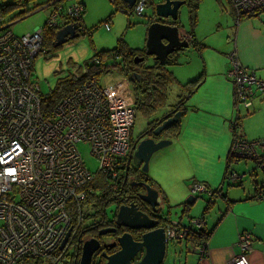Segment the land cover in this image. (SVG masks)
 <instances>
[{
    "label": "built area",
    "instance_id": "1",
    "mask_svg": "<svg viewBox=\"0 0 264 264\" xmlns=\"http://www.w3.org/2000/svg\"><path fill=\"white\" fill-rule=\"evenodd\" d=\"M229 2L236 18L264 7V0ZM145 4L146 0H136L131 12L125 14L140 17ZM74 7L83 10L78 2ZM52 9L47 26L56 29L59 7ZM70 9L69 5L67 16ZM3 26L0 27V264H27L59 250L68 230H71L68 242L77 232L80 220L74 226L69 210L73 207L80 211L81 204L93 193L90 184L95 180L83 163L79 143L89 145L91 155L99 162V174L108 181L114 198L121 200L120 204L124 202L121 192L125 185L119 178L121 165H126L129 155L135 100L134 96L127 99L122 84L99 85L93 79L89 89L95 92L94 101L75 89L49 115H44L39 84L30 77L32 60L46 53L41 29L17 38ZM103 28L110 30L108 23ZM233 57L232 54L228 75L235 79L238 103L249 108L252 87L264 93V79L240 67ZM232 150L242 158L254 160L257 168L264 171V141L236 142ZM241 178L237 173L226 172L225 181L234 184ZM192 192L213 196L203 184H194ZM256 195L263 199L264 189ZM202 224L200 218L190 221L192 228ZM167 230L174 242L188 235L181 225ZM251 243L249 234L239 235L240 253L228 264H248Z\"/></svg>",
    "mask_w": 264,
    "mask_h": 264
},
{
    "label": "rangeland",
    "instance_id": "2",
    "mask_svg": "<svg viewBox=\"0 0 264 264\" xmlns=\"http://www.w3.org/2000/svg\"><path fill=\"white\" fill-rule=\"evenodd\" d=\"M81 1L85 5L83 15L84 27L87 30L91 29V35L88 33H85L84 35L81 34L75 39L67 40L60 46L49 49V52L46 55L39 54L34 59L31 75L32 79L38 82L40 95L43 97L48 94V91H50L59 80L79 77L81 73H84L87 63L92 60L97 53L115 48L119 39L124 41L127 48L143 53L147 27L150 24V18L155 16L154 6L160 0H147L142 16L140 17H136L133 14L126 16L118 11V7H126V4L120 0H117L118 4L115 5H112L109 0ZM221 1H223L222 4L217 0L192 1L190 3V8L188 7V4L183 5L180 8L178 23L183 32L191 29V17H197V24L194 28V33L196 34L197 41H199L201 45L196 46L195 49H186L179 52L180 54L178 53L179 57L174 60L176 66L172 68L173 76L176 81L178 80V83H181L179 79L180 76L181 80L185 83L195 75L197 76V72L200 71L203 66L199 55L200 52L201 54L204 53L208 59L216 58L220 67L224 63V57L229 61L228 55L233 49L231 39L233 38L234 29L236 28V21L229 0ZM10 2V0H0V5L9 4ZM20 2L23 4V0H20ZM47 2L48 0H39L36 3H29L25 6L21 5L18 9L8 14L6 21H13L12 23L6 24L10 33L14 37L20 38L27 34L31 35L36 30L41 29L51 11V6L41 9V6ZM226 2L228 3L229 8ZM20 13L26 14L23 19H17L18 21L14 22V17L18 16ZM62 23L64 25L65 21L62 20ZM104 23L109 24V31H106L103 28ZM231 46L232 48L229 50V47ZM146 64L152 66L153 61L149 59L146 61ZM207 64H210V62H207ZM228 67L230 68V61L229 66L226 61L225 71L223 73L215 75L214 77H212V74L209 76L210 80L202 89L205 91H200L199 89H196L195 92L192 91L194 93L192 97L189 98V100L191 99V104L189 103L187 109L185 107V114L179 121L181 130L180 138L183 135L182 140L180 141L179 138L178 140L173 141L170 145L155 152L149 160L147 174L148 176L153 177L163 189L173 187L172 183H175L174 181L176 177L171 176L168 178L166 174L157 168L164 160V162H167L170 158L185 151V148L187 147L186 143L188 142V135H190V137L192 136L191 138L194 139L201 148L205 149H209L211 146L213 148V146H215L213 145V142H216L218 149H220V145L222 148V145L230 139L226 148L220 149V159H218V156L213 158L212 155L207 156L206 158L210 169L206 167L205 172L212 175L216 174L222 176L225 169L224 159L228 154V149L233 138L230 124L231 121L235 120L237 115L236 106L233 104V90L235 88L233 80L235 79L229 77ZM154 71L155 74L159 72L156 68H154ZM102 80L103 76L100 78L101 83ZM178 83H174L169 87L168 95L164 102L168 106H166L165 109L162 108V111L154 114L152 118L164 115L167 108L175 103ZM188 89L190 88H187V90ZM252 89H255L257 92L256 88L252 87ZM256 92L253 93V99H260L256 108L251 107L249 111H246L242 105H239L238 109L240 112L241 124L235 132L236 136L241 135L251 142H256L257 140L264 138V93L261 94ZM155 102L163 104L162 100H156ZM199 110L201 111V114L199 113ZM146 125L147 119L145 118V113L142 112V109H139L136 112L135 124L131 133L134 140L140 137L144 138L143 134ZM211 132H215V138L209 137ZM226 136H228L229 139H225ZM161 137L165 138L166 136L161 134ZM77 148L81 154L85 167L90 173L95 174L98 171L99 162L91 155L89 145L79 143ZM209 159H212L213 161L210 163ZM240 161L241 162H237L235 165H241L245 162L244 160ZM194 170H199L198 164L194 165ZM251 170L252 169L245 173H249ZM206 173L204 176L205 179L207 178ZM199 176L201 180L198 181L205 182V180H202L204 179L203 176L200 174ZM191 177L192 176H190V178ZM188 179L189 178H186L185 181ZM249 180L250 181L248 182L250 183L255 181L260 183V174H256L255 177L253 176V178ZM170 181L172 183H170ZM206 182L209 185H212L211 181L207 179ZM227 186L228 185L225 184L224 193H226ZM189 196L195 197L196 201L191 206V211H189L188 215L201 217L203 206H205L208 201V195L205 193L202 196H198L189 193ZM185 200L186 198H184L183 202ZM214 203L213 205H215ZM177 204L179 203L167 204V206L171 207L169 219L172 221H176L177 219L180 220L182 217L188 216L187 214L181 213V208L176 206ZM114 207V204H109L107 206L106 212L108 216H112ZM216 211L217 208L215 207V212ZM84 223L86 224L87 221ZM181 244L182 242L175 245L168 244L166 257L162 264H179L178 262H182L185 253L179 248L174 247ZM72 252V249L69 247L67 255H63L60 261L57 260V254H54L49 258L46 257L36 260L37 262H34V264H70L68 255H71Z\"/></svg>",
    "mask_w": 264,
    "mask_h": 264
},
{
    "label": "crops",
    "instance_id": "3",
    "mask_svg": "<svg viewBox=\"0 0 264 264\" xmlns=\"http://www.w3.org/2000/svg\"><path fill=\"white\" fill-rule=\"evenodd\" d=\"M217 1H219L220 4L223 3V1L221 0H217ZM78 3L81 4V6L83 7V11H85V5L83 4V2L79 0ZM226 4L229 8V5L227 2ZM68 6L69 4L65 6V4L63 3V5L59 7V11H58L59 18L61 15L60 10L62 11V18L61 20L59 19L58 21L59 26H60L59 29H62L68 25H72V22L66 13V9ZM125 8L129 9L127 6ZM52 10L53 9L51 7V11L49 12L47 21L50 17V14L52 13ZM259 10L257 14L255 13L248 14V15L255 14L253 16L244 15V16H241V18L235 17L236 28L234 29V35H233V38L231 39V42L233 43V49H232V52L228 55V57L230 61V66L232 65V60L230 59V56L233 54L234 61H236L240 65V67L247 69L248 72L253 73L258 78L264 79V11H262L264 10V7ZM153 19L154 17L150 18V22ZM62 20L65 21L64 25L62 23ZM59 29L56 28V32ZM77 29H80L82 32L86 30V32L89 35H91V29L87 30L83 26H77ZM191 30H192V27L189 31H185V32H188L192 36L191 38V40L193 39L192 42L195 40L197 43H200L196 39V34L194 33V29H193V32H191ZM182 34H184V32ZM181 40H187L186 34H184V39L181 38ZM189 44L190 45L188 49L192 50L193 48L191 46V43ZM231 48L232 46L229 47V50ZM171 55H169V57ZM199 55H200L203 66L201 67L200 71L197 72V76L195 75L194 77L189 79L186 83L181 80V76L180 77L178 76L181 83H178L177 82L178 80L176 81L174 78V82L172 81L173 83L169 85L170 87L172 84L178 83L177 98L175 100V103L169 107H174V108L178 107L183 112L182 116L185 114V111H186L185 107L187 109L190 103L191 99L189 100V98L192 97L196 89H199L200 91H205L202 89L204 85L210 80L209 76L212 74V77H214L215 75H220L221 73H223L225 71L226 61L229 66V61L228 59H226V57H224L225 59L224 63L220 67L216 58L208 59L204 55V53L201 54V52L199 53ZM169 57L166 59V61L163 64H160L159 62L154 61L152 57H149V58L153 61V63L155 62L160 65H166ZM177 57H179L178 54H177ZM117 59L118 57L116 56V60ZM207 62H210V64H207ZM174 66H176V64L174 63L172 65H169L170 67L169 70L171 72ZM165 69H167V67H165ZM163 71L165 70L163 69ZM228 72H229V69H228ZM172 75H173V72H172ZM124 78L125 77L123 75L112 72V73L103 75L102 83L100 82V79L99 81H96V82L99 85L101 84L114 85V84L120 83L126 89L127 99H132L133 93L131 91L130 85L127 79L125 78L126 79L125 80ZM195 81H197V83H192ZM187 88H190V89L187 90ZM74 90L71 93H73ZM168 91H169V88L167 89V92ZM255 92L256 90L252 89V94ZM253 98H254V95L249 100L250 107L248 111L250 110L251 107L256 108L257 103L260 101V99H253ZM183 101H184V104L181 105ZM167 103H168V100H167ZM199 113L201 114L200 110H199ZM180 132L177 138H173L169 140H171L172 142L178 140L180 138ZM215 135H216L215 132H211L209 137L215 138ZM191 137L190 135H188V142L186 143L187 147L185 148L184 152H181L177 154L176 156L170 158L167 162H164L165 161L164 160L157 168V169H160L161 172L166 174L168 178L171 176L176 177L174 181L175 183H172L170 181V183L173 184L172 185L173 187L163 189L161 186L158 185L157 181H155L153 177L148 176L147 173H144L140 170L143 174L146 175V179H144L143 183H146L147 185H150L152 188L156 189L159 193L160 198L163 199V201H166L167 204L169 203L176 204V203L183 202L184 198L187 199L189 197V193H193L191 191H192V187L194 184H203L209 190H216L213 196L207 197L208 201L206 202L205 206H203L201 217L189 216L188 213L189 211H191V207L189 210L182 211L183 214L188 215L186 217L181 218L182 223H187L190 217H193V218L198 217L203 222L202 224L203 231L210 232V234H209L208 239L204 240V242L205 241L206 242L203 243L205 245L204 255L198 251H194L192 246L187 249V245H190V244H187L184 242H182V244L179 246H174L175 248H179L186 255L182 259V262L181 263L178 262V263L179 264H228L233 257H235L236 255L240 253L239 247L237 245L238 236L241 234H249L251 236L252 243L250 246V250L247 253L248 264H264V199L261 201H257L254 199V196L258 188L264 187V171H261L260 169L257 168V164L254 160L245 159L244 160L245 162L243 164L235 165L237 163L235 161V158H233L232 156L231 160L228 162L227 156H226L224 159L225 169L223 171L222 176H219L216 174H213V175L208 174L205 172L206 167L210 169L208 160L206 159L207 156L212 155L213 158L218 156V159H220L221 155H219V151L222 148L223 149L226 148L230 139L228 136H226L225 139H229V140H227L225 144L222 145V148L220 145V149H218L216 142H213V145H215L213 146V148L211 146V148L205 149V148H201L195 142V140L192 139ZM241 137L244 140H247L243 136ZM182 138H183V135L180 138V141L182 140ZM163 139H166V138H163ZM247 141L251 142L250 140H247ZM263 141H264V138L257 140L256 143H261ZM232 147H233V144L231 140V144L228 149V154H229L230 148L232 149ZM254 147L258 153L261 152V150L259 149V146L255 145ZM232 158H233V161H232ZM212 161H213L212 159H209L210 163ZM195 164H198L199 166V170L197 171L194 170ZM250 169L252 170L248 174L243 175L241 180H237L233 185H229L226 183L225 181L226 172L234 171L235 173L242 174L243 172L249 171ZM205 173L207 175L206 179L211 181L212 185H209L206 182V179L204 177ZM258 173L260 174V177H261L260 183H257L256 181L251 182V183L248 182L250 181L249 179L253 178V176L255 177V175ZM199 174L203 176L204 179L202 180H205V182L198 181V180H201ZM220 175H221V171H220ZM190 176L192 177L190 178ZM186 178H189V179L185 181ZM220 179H221V182H220ZM225 184L228 185L227 186L228 188H226V193H224ZM220 185H223L221 190L219 189ZM193 194L202 196L205 193H202V194L193 193ZM195 201H196V198H194L193 204ZM213 203L215 205H213ZM193 204H189V205L192 206ZM215 207L217 208L216 212H215Z\"/></svg>",
    "mask_w": 264,
    "mask_h": 264
},
{
    "label": "trees",
    "instance_id": "4",
    "mask_svg": "<svg viewBox=\"0 0 264 264\" xmlns=\"http://www.w3.org/2000/svg\"><path fill=\"white\" fill-rule=\"evenodd\" d=\"M11 2L9 4L0 5V27L2 25L6 26L7 23H12L9 21H6V17L8 14L13 12L14 10L18 9L19 6L27 5L29 3H36L39 0H23V4H21L20 0H10ZM112 5L118 4L117 0H109ZM147 2V0H146ZM52 8L60 7L63 5V2L61 0H48V2L41 6L42 8H47L50 6ZM132 9L122 8L118 7V11L122 13H128L131 12ZM260 11V10H259ZM255 11L254 13L257 14ZM264 11V10H262ZM60 20L62 18V11L60 10ZM26 13H20L18 16L14 17V22L18 21L17 19L21 20L25 16ZM252 14V13H251ZM253 14V15H255ZM248 15L243 14L241 16ZM248 15V16H253ZM130 16V15H128ZM47 21V20H46ZM197 24V17H191L190 19V25L192 27L191 32H193L194 27ZM1 29V28H0ZM3 29V28H2ZM4 30V29H3ZM8 30V26H7ZM55 32L56 29L50 28L47 26V22L42 27L41 35H42V47L45 49L46 53L43 55H46L49 51V49L55 47ZM186 34L187 40L189 43H191V46L193 49L196 48V46L201 45V43H197L195 40L192 42L191 38L192 36L188 32H184ZM184 34L181 36L182 39H184ZM42 54V53H40ZM39 55V54H38ZM37 55V56H38ZM116 56L118 59L116 60ZM137 50H131L125 46L124 41L122 39H119L117 42V46L111 50H105L97 53L92 60H90L86 67L84 73H81V75L77 78H64L59 80L55 86L48 91V94L42 96L41 101V110L44 115H49L51 111L53 110V107L57 106V104L64 99L66 96H68L74 89H76V86L78 84L84 83L86 80L91 79L90 77H94V79H99L108 73H118L123 75L131 88V91L134 96L135 100V118H134V124L136 119V112L139 109H142V112L145 113V118L147 119V124L150 123V127H157L159 124H161L162 120L161 118H156L152 116L156 113H159L162 111V108L164 105V102L167 98L168 92L167 89L169 88V85L174 82V76L172 75V72L169 70V65H172L174 63L175 58L177 57V54H172L166 65H160L158 63H153L151 66H144L142 64H137L134 61V58L137 57ZM36 58V57H35ZM34 58V59H35ZM34 59L32 60L31 68H30V77L32 78V71H33V63ZM94 59H97L98 62H93ZM167 67V69H165ZM150 68V69H149ZM154 68L158 69L159 72L155 74ZM163 69L165 71H163ZM150 70V71H149ZM173 81V82H172ZM197 83V81L192 82ZM261 93L260 91H257ZM263 94V93H262ZM253 94H251L252 96ZM250 96V98H251ZM156 100H162V103H156ZM250 100V99H249ZM184 104V101L181 103V105ZM233 104L236 106L237 115L235 117V120L231 121L230 124V130L233 132V138H232V144L236 142H246L251 143L247 140H244L241 136H236L235 132L236 129L239 127L240 123V112H239V104L238 103V97L236 95L235 88L233 90ZM243 106V105H242ZM246 111H248L249 108L243 107ZM164 109V108H163ZM173 113V112H172ZM171 113V114H172ZM149 122V123H148ZM133 124V127H134ZM132 127V130H133ZM180 132V124L179 122L173 126H171L169 129H167L163 134L166 136L167 139H173L177 138ZM132 133V131H131ZM255 142V141H254ZM253 143V142H252ZM235 158L232 149L230 148L229 154L227 155V161L229 162L231 160V157ZM232 158V161H233ZM122 173L120 174V182L123 183L124 189H128L127 180L124 182V178L127 176L128 179H132L133 182L138 180H144L146 179V175L143 174L140 170L127 168L124 163L121 165ZM140 178V179H138ZM142 178V179H141ZM125 183V184H124ZM90 187L93 189V193L89 195L84 202L81 204L80 211L76 212L73 207L70 208V215L72 218V224L74 226L77 225V223L80 220L79 227L77 231L79 230L81 224H85L84 222L87 221L88 223L85 224L88 225L90 222H95L97 218L101 215V217L106 214V208L109 204H120L121 200H116L115 195L112 190L109 188L108 181L103 178L100 174H98L95 177V180L90 184ZM130 191H127L129 193V197L132 200V202L137 205L141 209L143 206V203L139 200L138 194H136L133 189L129 188ZM138 191V189H137ZM213 192V194L216 192V190H210ZM124 192V191H123ZM121 192V194L123 193ZM107 224V223H106ZM193 230L188 233V235H185L186 237L179 240L178 243L184 242L190 245H187V249L191 247L192 244H203L205 243L204 240H207L209 237L210 232L203 231L202 229L199 230V228H192ZM75 231L74 238H71L66 244L67 246L64 247L63 250L59 251L58 249L54 251L52 254L46 256L47 258L53 256L54 254H57V260L60 261L61 257L63 255H67V249L71 247L76 246L77 241V235ZM175 245V244H174ZM188 252V251H187ZM72 255V254H71ZM186 256V255H185ZM68 258L70 259V264H74V261L71 259V256L68 255ZM42 259V258H41ZM39 260V259H38ZM34 262H37L36 260L28 262L27 264H34ZM24 264V263H23ZM92 264H101V261L98 260L97 262H92Z\"/></svg>",
    "mask_w": 264,
    "mask_h": 264
},
{
    "label": "water",
    "instance_id": "5",
    "mask_svg": "<svg viewBox=\"0 0 264 264\" xmlns=\"http://www.w3.org/2000/svg\"><path fill=\"white\" fill-rule=\"evenodd\" d=\"M129 9H132L136 0H120ZM151 1V0H150ZM185 5V0H162V2L155 4L154 19L150 22L147 27L146 40L144 45V53L147 57H152L154 61L163 64L166 59L171 54H178L189 48V42L187 40H181V32L179 22V10ZM77 26L68 25L64 28L58 30L55 34L54 46H60L67 40L74 39L77 37L75 33ZM143 57L135 58V63L143 61ZM157 114V113H156ZM183 112L179 108H174L173 113L162 116L161 124L155 127L150 134V136L145 138H138L133 143V153L131 155V160L134 167H140V170L144 173L148 171V163L153 154L167 145L172 143L169 139H160L161 134L169 129L171 126L177 124ZM160 116H156L159 118ZM233 151V150H232ZM235 161L245 160L238 156L239 153H235ZM238 161H237V160ZM251 160V159H249ZM128 166V163L126 167ZM128 168V167H127ZM234 172V171H231ZM235 173V172H234ZM238 174V173H237ZM248 173L243 172L238 174L241 177ZM127 179V176L125 177ZM229 184L228 182H226ZM131 186L141 187L143 193L138 194L139 200L148 205L155 217L150 218L142 211L139 210L137 205L122 204L118 207L117 212L114 215V224L117 228L125 227L129 230H145L146 232L141 236L139 242H134L132 236L129 233H123L116 238L115 242L112 244L105 245V249H111L116 246L118 250L109 255L104 256V264H162L166 257V251L168 244L172 245L178 243L171 241L172 239L167 234L168 229H172L176 225H181L185 229L186 233L191 232L193 229L190 225V221L194 219L190 217L187 223H182V219H177L172 221L169 219L171 213L169 206H167L166 201L160 198L159 193L156 189L152 188L146 183H136L133 182ZM233 185V184H229ZM223 185L219 186L222 189ZM195 197L189 196L184 202H180L176 206L180 207L182 213L183 210H189L190 205L193 204ZM160 224H165V228L161 227ZM116 232L115 228L105 229L100 232V235L114 234ZM71 230H68L64 239L62 240L59 250H63L70 237ZM100 245L96 239H89L82 244L81 256L78 264H91L93 255L99 250ZM144 248L143 257L136 263H133L137 252Z\"/></svg>",
    "mask_w": 264,
    "mask_h": 264
},
{
    "label": "flooded vegetation",
    "instance_id": "6",
    "mask_svg": "<svg viewBox=\"0 0 264 264\" xmlns=\"http://www.w3.org/2000/svg\"><path fill=\"white\" fill-rule=\"evenodd\" d=\"M192 1H196L197 2L198 0H185V5L188 4V7L190 8V3ZM160 2H162V0L158 1L157 3H160ZM182 33L183 32H181V36L183 35ZM137 55H138L137 58H141V57L144 58L143 61L138 62L139 64H142V65L148 66V67L150 66V65L146 64V61L149 60L150 58L148 59L146 57L145 53H141V52L137 51ZM166 106H167V104H165V106H163V108L165 109ZM175 108H177V107H175ZM173 110H174V107L167 108L166 113L164 115H160L159 118H161L162 116H165L167 114L172 113ZM153 129H154V127H150V123L147 124L146 127H145V130H144V134H143L144 138L150 136L149 133H151V131ZM160 139H163V138L160 137ZM134 142H135V140L131 136V145H130L129 150H128L129 151V155L127 157L126 165L128 163V166H127L128 168H131L133 170L134 169L140 170L141 166H139L138 168L134 167L133 162L131 160V155H132V153L134 151V149H133V143ZM138 179H140V178H138ZM126 180H127L128 189H124L123 188L124 192L122 193V198H124V202L122 204L129 205V204H133L132 200L129 197V193L127 192V191H130L129 188L133 189V191L136 194L143 193L144 191H143V189L141 187L131 186L130 184L133 183V180L128 179V177H127ZM135 182L136 183H142V182H144V180H138V181H135ZM137 189H138V191H137ZM122 204H117V203L114 204L115 207H114V209L112 211V216H110V215L108 216V214L106 212L105 215L103 213L102 217L100 215L95 222H90V224H88L86 226H85V224H81L79 230L76 233V235H77L76 246L72 247L73 245H71V247H70V249H72V251H73L72 255H70V256H71V259L74 261V264H78L79 263L80 256H81L82 244L85 241L89 240V239H96L99 242L100 248L93 255L92 262L93 261L97 262L98 260H100L101 264H104L105 261H106L104 256H109V255L115 253L118 250V248L116 246L112 247L111 249H105L104 246L114 243L116 238L119 237L121 234L129 233L132 236V239H133L134 242H139L140 241L141 236L146 232L145 230L132 231V230H129V229L125 228V227L117 228L115 226V224H114V221H115L114 215L117 212L118 207L120 205H122ZM139 210L142 211L144 214H146L150 218L155 217V214L152 212L151 208L148 205L144 204V203H143V206L141 207V209L139 208ZM160 226L164 227V228L166 227L165 224H160ZM110 228H115L116 232L114 234L100 235V232L102 230L110 229ZM143 255H144V248H141L137 252V255L135 256V258H134V260L132 262L133 263L138 262L143 257ZM92 262H91V264H92Z\"/></svg>",
    "mask_w": 264,
    "mask_h": 264
},
{
    "label": "bare ground",
    "instance_id": "7",
    "mask_svg": "<svg viewBox=\"0 0 264 264\" xmlns=\"http://www.w3.org/2000/svg\"><path fill=\"white\" fill-rule=\"evenodd\" d=\"M65 5H70L71 6V9H70V11H69V13H68V16H69V18H70V20H71V22H72V25H74V26H83L84 27V23H83V15H84V11L82 10V9H76L75 7H74V4L75 3H77L79 0H61ZM50 6H51V4H50ZM77 12H79L78 13V15H77V17H76V14H77ZM7 28V26H3V28ZM58 29L60 28V26H58L57 27ZM85 28V27H84ZM41 30H42V28H41ZM60 30V29H59ZM75 33L77 34V37H79L81 34L82 35H84L85 33H87L86 32V30L85 31H81L80 29H77L76 28V30H75ZM76 37V38H77ZM75 39V38H74ZM93 62H95V63H97L98 62V60L97 59H94V61ZM91 79H90V81H89V83H85V84H78L77 86H76V90H79L83 95H84V93H86L87 94V96H88V100L89 101H94V99H95V92L92 90V89H89L90 87H91V85H92V82H93V79H94V77H90ZM96 81H98V79H95ZM92 174V173H91ZM99 174V172L97 171L95 174H92V175H94L95 177L97 176ZM260 189H264V187H260V188H258V190H260ZM258 190L256 191V194H257V192H258ZM255 194V196H254V199L255 200H257V201H261V200H263V199H258L257 198V195ZM203 230V227L202 226H200L199 227V230ZM238 241V240H237ZM202 245H204V244H192L191 246H192V248H193V250L194 251H198V252H200L201 254H205V246L202 248ZM237 256V255H236ZM234 258V257H233ZM232 258V259H233ZM231 259V260H232ZM230 260V261H231Z\"/></svg>",
    "mask_w": 264,
    "mask_h": 264
},
{
    "label": "clouds",
    "instance_id": "8",
    "mask_svg": "<svg viewBox=\"0 0 264 264\" xmlns=\"http://www.w3.org/2000/svg\"><path fill=\"white\" fill-rule=\"evenodd\" d=\"M235 17V16H234Z\"/></svg>",
    "mask_w": 264,
    "mask_h": 264
}]
</instances>
